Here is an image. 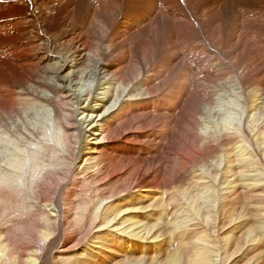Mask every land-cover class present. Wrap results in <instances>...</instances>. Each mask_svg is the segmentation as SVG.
I'll return each mask as SVG.
<instances>
[{
  "label": "bare ground",
  "instance_id": "obj_1",
  "mask_svg": "<svg viewBox=\"0 0 264 264\" xmlns=\"http://www.w3.org/2000/svg\"><path fill=\"white\" fill-rule=\"evenodd\" d=\"M0 264H264V0H0Z\"/></svg>",
  "mask_w": 264,
  "mask_h": 264
}]
</instances>
